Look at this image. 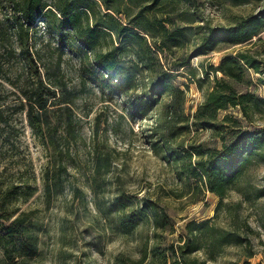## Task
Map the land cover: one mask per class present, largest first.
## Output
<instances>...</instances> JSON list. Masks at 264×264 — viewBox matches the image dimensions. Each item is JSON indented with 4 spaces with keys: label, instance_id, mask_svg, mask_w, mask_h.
<instances>
[{
    "label": "rangeland",
    "instance_id": "374dc122",
    "mask_svg": "<svg viewBox=\"0 0 264 264\" xmlns=\"http://www.w3.org/2000/svg\"><path fill=\"white\" fill-rule=\"evenodd\" d=\"M14 4L0 0V224L8 226L20 218L22 228L36 237L37 254L11 256L19 264H149L153 246L175 247L189 222L208 220L246 241L226 247L214 260L198 252L194 256L199 261L264 263V196L257 195L264 188V161L252 158L243 177L220 200L193 179L186 180L180 165L167 158L169 151L179 155L190 146H221L214 131L194 126L193 116L213 85L210 68L236 49L195 55L199 28L232 25L264 10V1L195 0L194 6H157L156 16L169 18L168 27L186 28L183 45L157 51L158 64L156 60L152 65L170 70L174 85L183 90V105L174 116L170 98L161 96L145 117L133 114L132 107L149 89L146 70L134 73L136 88L121 93L109 74L95 67L92 54L62 45L43 17L27 26ZM180 15L195 21L187 23ZM18 22L27 30L26 38L19 37ZM257 49L261 45L251 47ZM186 59L189 64L179 67ZM126 60L130 67L138 63L133 55ZM251 77L249 90L264 98V84L258 81L264 77ZM35 90L45 102L43 112L51 128L44 129L42 137L30 127L23 109L26 96ZM225 114L243 120L236 110L220 112L219 118ZM254 118L256 125L264 124L259 115ZM48 135L61 151L50 145ZM195 160L193 156L191 162ZM58 169L60 179L56 185L49 181L48 191L47 179ZM120 194L134 210L142 198L157 202L171 219L170 226L156 230L151 221L140 222L123 233L111 208ZM4 258L0 247V264H8Z\"/></svg>",
    "mask_w": 264,
    "mask_h": 264
},
{
    "label": "trees",
    "instance_id": "16d2710c",
    "mask_svg": "<svg viewBox=\"0 0 264 264\" xmlns=\"http://www.w3.org/2000/svg\"><path fill=\"white\" fill-rule=\"evenodd\" d=\"M233 1L240 4L244 0ZM174 2L195 5V0H14V5L27 26L43 17L49 33H56L62 45L92 54L95 67L109 74L116 83L114 85L123 89L121 93L136 88L133 84L134 73L146 70L151 76L149 89L144 96L136 98V104L132 107L133 114L141 112V116L145 117L161 96L170 98L168 105L173 109L174 116L180 115L183 105V90L174 85L170 70H155L152 67L153 61L157 60L158 64L157 51L179 48L187 37L184 33L186 28H170L167 26L171 23L169 18L166 20L156 16L157 6ZM98 13L100 15L97 17ZM180 16L187 23L195 21ZM51 22H57L56 26H52ZM16 25L19 37L26 38L27 30H24L22 23ZM199 29L201 36L194 50L195 55L236 49L224 54L216 68H210L213 85L205 93L193 116L194 126L214 131L221 146L220 149L190 146L179 155L169 151L167 158L180 165L186 180L193 179L198 186L222 200L243 177L252 158L258 157L264 161V124L256 125L257 119L254 118V115H259V120H264V98L249 90L253 81L251 73L264 77V10L240 17L229 26L211 27L205 24ZM257 45H261V50H251ZM129 55H133L138 62L134 67L127 64ZM188 64L186 59L179 67ZM258 81L264 84V78ZM26 99L23 109L29 125L42 137L44 129H51L43 112L45 102L36 90ZM229 109L240 113L244 123L231 114L219 118L220 112ZM67 120L66 126H69L70 118ZM48 137L50 145L61 151L54 138L51 135ZM193 156L196 160L191 162ZM59 171L55 170L47 179L48 191L49 181L54 185L59 181ZM257 195L264 196V188L258 190ZM126 199L124 194H120L111 203L123 233L131 232L140 222L151 221L156 230L170 226L171 219L157 202L142 198L136 206L137 210H134ZM21 225L20 218L14 219L8 226L0 224V247L5 256L3 260L8 264H19L18 259L11 256L13 252L20 257H34L37 254L36 237ZM185 228L179 245L165 248L153 246L149 253V264H203L194 256L196 253L203 252L206 260H214L226 247L243 246L246 241L240 234L217 228L208 220L199 223L191 221ZM145 257L148 256L145 254Z\"/></svg>",
    "mask_w": 264,
    "mask_h": 264
}]
</instances>
